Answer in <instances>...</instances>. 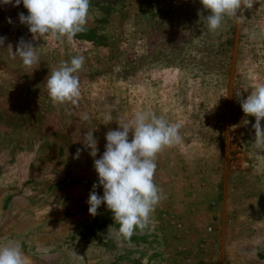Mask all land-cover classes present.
<instances>
[{"label": "rangeland", "instance_id": "rangeland-1", "mask_svg": "<svg viewBox=\"0 0 264 264\" xmlns=\"http://www.w3.org/2000/svg\"><path fill=\"white\" fill-rule=\"evenodd\" d=\"M23 11L0 4V242L20 241L28 264H76L72 251L85 264H264V150L239 103L264 83V0L216 32L200 0H92L72 41L12 34ZM21 38L36 46L35 69L7 48ZM77 54L81 98L56 104L47 77ZM139 110L181 122L182 141L157 156L166 198L125 240L105 205L89 214L94 158L74 156L96 129L98 159L106 132Z\"/></svg>", "mask_w": 264, "mask_h": 264}, {"label": "clouds", "instance_id": "clouds-1", "mask_svg": "<svg viewBox=\"0 0 264 264\" xmlns=\"http://www.w3.org/2000/svg\"><path fill=\"white\" fill-rule=\"evenodd\" d=\"M23 4L27 15L18 13L19 22L28 27L33 39L45 37L53 41L74 40L78 34L87 31V23L92 0H0V4ZM203 9L208 12L203 16L209 31L219 30L225 18L243 22L246 18L238 15L243 9H251L255 0H200ZM8 23H12L8 18ZM6 37L0 36V48L4 47ZM13 58L19 57L27 68H34L40 63L36 46L23 38L15 51L8 45ZM85 56L77 54L68 61H61L52 69L46 80L50 99L56 104L71 103L77 105L81 98L79 72L85 64ZM240 107L247 116L255 118L252 125L257 149L264 150V83H258L246 98L239 99ZM81 119L87 121L85 113ZM105 125L113 122L111 109L104 115ZM115 130L105 134V150L95 159L98 140L93 131L83 134V148H78L74 156L78 159L83 150L94 158L93 166L98 180L92 185L87 204L88 212L95 217L103 204L112 213L118 227V235L130 240L136 230L143 231L149 226L150 218L158 204L166 197L163 190L155 183L157 156L165 148H171L182 141L181 122H171L158 116L152 110L136 111L130 118L121 119ZM236 126H232L235 131ZM103 188L98 195L96 189ZM112 226H110L111 228ZM109 228V229H110ZM47 254L50 249L41 247L37 250ZM76 264H85V258L72 251ZM0 264H28L23 246L18 240L0 242Z\"/></svg>", "mask_w": 264, "mask_h": 264}, {"label": "crops", "instance_id": "crops-1", "mask_svg": "<svg viewBox=\"0 0 264 264\" xmlns=\"http://www.w3.org/2000/svg\"><path fill=\"white\" fill-rule=\"evenodd\" d=\"M98 1H101V2L104 3V4H105V3L108 4V2H109V1H112V0H98ZM16 7H18V6H16ZM22 7H23V4H22ZM23 13H25V15H26V13H27V12L25 11V8H24ZM23 26H24V28H25L26 25H23V24H22V27H23ZM26 27H27V26H26ZM12 34H19V35H20V34H29V33H28L27 29L25 28V30L23 29V31L20 30V29H18V30H16V31L14 30Z\"/></svg>", "mask_w": 264, "mask_h": 264}]
</instances>
